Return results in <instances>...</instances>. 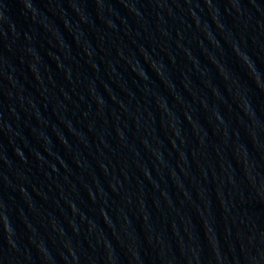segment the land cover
<instances>
[{
  "label": "water",
  "instance_id": "water-1",
  "mask_svg": "<svg viewBox=\"0 0 264 264\" xmlns=\"http://www.w3.org/2000/svg\"><path fill=\"white\" fill-rule=\"evenodd\" d=\"M0 264H264V0H0Z\"/></svg>",
  "mask_w": 264,
  "mask_h": 264
}]
</instances>
